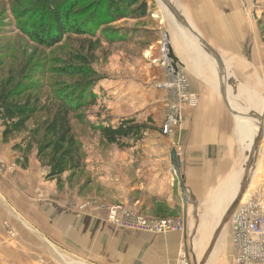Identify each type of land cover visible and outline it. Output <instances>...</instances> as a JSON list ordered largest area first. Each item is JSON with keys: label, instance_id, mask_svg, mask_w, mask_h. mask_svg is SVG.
<instances>
[{"label": "crops", "instance_id": "crops-1", "mask_svg": "<svg viewBox=\"0 0 264 264\" xmlns=\"http://www.w3.org/2000/svg\"><path fill=\"white\" fill-rule=\"evenodd\" d=\"M169 1L228 68L230 62L238 63L243 71L251 68L254 57L249 59L247 44L257 29L249 20L248 0ZM171 28L172 55L186 68L199 104L185 108L175 133L165 136L161 133V104L166 91L160 89L153 95V103H159L154 111L158 133L152 131L151 137H159L160 142L143 145L148 149L138 156L117 151L111 173L99 168V197L81 192L78 186L82 184L74 183L77 187L71 188L69 173L61 177L60 187L57 179L46 177L48 169L38 159L36 149L26 160L24 150L18 148L23 137L5 141L0 132V163L5 165L0 168V264H56V253L67 264L73 260L70 255L99 264L202 262L225 216L217 212L203 215L202 208L218 203L230 207L237 198L240 183L235 193L227 186L240 162V139L236 118L222 96L227 89L217 75L216 63L195 40L181 32L180 26ZM184 36L202 53L191 49ZM153 74L157 82L165 78L163 70L156 69ZM140 142L131 143L129 149L134 150ZM173 149L177 150L190 194L187 212L171 163ZM101 165L106 168L105 163ZM223 190L226 193L221 195ZM92 200L99 203V209L89 206ZM117 204L136 208L151 218L183 217L185 227L168 233L116 227L108 220L107 207ZM221 232L205 264H236L231 227L228 234L225 229Z\"/></svg>", "mask_w": 264, "mask_h": 264}, {"label": "rangeland", "instance_id": "rangeland-1", "mask_svg": "<svg viewBox=\"0 0 264 264\" xmlns=\"http://www.w3.org/2000/svg\"><path fill=\"white\" fill-rule=\"evenodd\" d=\"M106 1L108 0H0V81H6L10 77L13 83L19 81L25 95L38 97L41 105L62 95L64 88L71 84L81 81L93 83L92 92L84 95L88 101L93 99L90 101L92 104L78 111V114L83 115L84 121L73 120L74 131L81 144L84 167L75 176L67 177L68 181L73 182L71 188L77 187L74 183L82 184L78 186L81 192L91 198L99 197L101 189L99 171L102 169L111 173L114 154L117 151L124 150L130 155L133 152L138 156L148 149L143 145L151 141L160 142L159 137L156 140H152L151 137L153 132L158 133V128L154 125L156 123L154 111L159 103H153V95L160 91L157 87L158 77L154 76L153 71L163 70L164 73L159 61L163 43L167 41L171 52L170 26L171 29L174 26L179 27L177 20L170 11H167V6H164L161 0H139L146 3V14H138L137 10H134L135 6L112 8ZM59 5L71 13L67 23L69 29L64 32L60 42L49 44L47 41L49 38L46 37L48 29L47 32L43 31L44 26L52 24L53 15L57 11L60 12ZM247 6L249 20L257 29L256 36L254 38L250 36L247 44L246 53L249 59L254 57L249 63L252 69L243 71L238 68V63L230 62L231 67L228 68L227 76L223 75L226 81L223 82V86L226 88L227 84V90L229 89L233 94L230 95L234 96L230 82L233 79L234 85L238 87V94L242 93L241 97L237 94L238 99L236 100V97L234 103L255 109L257 105L264 103V24H261L264 19V0H248ZM79 55L86 56L90 61L96 71L94 76L68 74L61 68L67 66L69 62L76 63ZM255 57L258 60H255ZM173 58L175 59L174 56ZM213 65L219 76L217 64ZM228 74H232V78H229ZM216 80L218 81L217 77ZM163 101V104L160 103L162 107L165 103V100ZM46 116V112L39 114L29 126L37 127ZM124 117L142 126L141 131L139 130L135 136L139 137L137 141L142 140L137 144L141 145L132 151L105 144L102 135L87 124L91 122L98 125L106 120L117 123ZM28 133L30 132L24 134ZM261 140L264 143V126L262 138L257 137L252 143L253 146L260 144ZM134 141L135 138L131 139L130 143L133 144ZM239 146L240 162L231 182L241 178L238 190L242 191L240 199L242 200L246 192L249 194L258 188L264 189V167L263 171L262 167L260 169L263 174L258 170L252 179V174H255L254 170H250L252 152L249 151L248 158L242 141ZM261 154L262 152H259V156ZM101 163H105L106 168H103ZM249 180L255 185L251 191H247ZM59 186L62 187V182ZM236 190L235 184L229 191L235 193ZM225 193L223 190L221 195ZM218 205L219 203L212 208L204 206L203 215H212L215 212L218 215H226L232 206ZM89 206L100 208L99 203L93 200L89 202ZM229 220L222 228L225 229V234L230 230ZM194 227L195 222L192 230ZM70 257L82 260L81 262L86 264H99L84 261L74 255ZM56 264H67V261L56 253Z\"/></svg>", "mask_w": 264, "mask_h": 264}, {"label": "trees", "instance_id": "trees-1", "mask_svg": "<svg viewBox=\"0 0 264 264\" xmlns=\"http://www.w3.org/2000/svg\"><path fill=\"white\" fill-rule=\"evenodd\" d=\"M145 2V1H144ZM106 4L112 8L135 6L138 14H146V3L139 0H108ZM56 12L52 24L44 26L48 43L60 42L64 32L69 29L70 11L64 7ZM142 10V12H138ZM53 12V11H52ZM261 24H264L262 19ZM62 32V33H60ZM66 73L80 76H94L96 71L86 56L79 55L77 62H69L67 66L61 67ZM11 78V77H10ZM0 81V132L3 140L21 136L22 141L18 148L23 149L27 160L28 153L33 149L37 151V157L43 166L47 167L48 179H57L60 185L61 177L65 173L75 176L84 167V157L81 152V144L74 131L73 120H83V115L78 114L82 108L92 104L84 95L92 92L91 81H81L64 88V93L57 96L51 102L40 104L38 97L25 95L21 89V83H13L11 79ZM90 85V86H89ZM55 102V103H54ZM47 113L42 123L31 128L30 122L41 113ZM87 124L102 135L105 144L116 146L120 149H129V140L135 137L142 126L134 120L124 117L117 123L103 121L98 125L87 122ZM25 132H30L24 134Z\"/></svg>", "mask_w": 264, "mask_h": 264}, {"label": "built area", "instance_id": "built-area-1", "mask_svg": "<svg viewBox=\"0 0 264 264\" xmlns=\"http://www.w3.org/2000/svg\"><path fill=\"white\" fill-rule=\"evenodd\" d=\"M161 52L159 61L164 69L165 80L159 82L157 87L166 91L161 133L172 136L181 123L184 109L197 107L199 96L191 91L188 74L173 58L167 41L163 43ZM4 167L0 163V168ZM107 212L108 220L112 224L132 230L168 233L181 231L185 227L183 217L151 218L124 204L111 205ZM229 224L236 264H264L263 188L244 195L231 214Z\"/></svg>", "mask_w": 264, "mask_h": 264}, {"label": "bare ground", "instance_id": "bare-ground-1", "mask_svg": "<svg viewBox=\"0 0 264 264\" xmlns=\"http://www.w3.org/2000/svg\"><path fill=\"white\" fill-rule=\"evenodd\" d=\"M162 4H164V3L162 2ZM164 6H165V4H164ZM166 9L169 12V9L168 8H166ZM180 29H181V32L184 33L183 32L184 30H182L181 26H180ZM184 37L186 38V42L188 43L189 47H191V49H193L194 51H196V50L200 51L197 48V46L194 45L191 42L190 39H188L186 36H184ZM218 70H219V76L221 77L222 82L226 83V81L223 79L224 76H225V75L223 76V71L221 70L220 67H218ZM227 86L228 85L226 84V89L228 88ZM230 94H232V93H230V91L228 89L227 90V95L229 97V101L231 102V105H232L233 109L239 114L238 115L239 118H237L238 129H236V134H237L238 138L240 139V141L243 142V145H244L243 148H245V154L246 153L248 154V158L250 157L249 151L252 152L251 153L252 154V158H253L252 164L254 165V167H251V165H252L251 164L250 165V170H254L255 171V174H252L253 175L252 179H254V175H257L258 170H259L260 173H262L263 167H264V164H263L264 163V143H263V140H261V143L256 145V147H255V145L253 146V144H252L253 141L254 140L256 141L257 137H259L261 128L264 126V117H263L264 103H260V105H257V107L255 109H251L248 106L245 108L243 105H241V103H236L235 104L234 103L235 102L234 99L236 98V96L235 95L231 96ZM241 94L242 93L239 92L238 96L241 97ZM237 99H238V97L236 98V100ZM259 152H262L261 156H259ZM261 167H262V171L260 170ZM241 169L243 170V168H240V170ZM239 173H241V172H239ZM242 174H243V172H242ZM257 179H258L257 181H259L260 177H258ZM251 180L247 181L248 182L247 191H249V190L251 191L254 188V186H255L254 184L252 185L253 182ZM240 181H241V178H239V179L236 178V181L233 180L227 186V188L232 190L235 184L238 186V184L241 183ZM245 194H247V192ZM70 264H86V263H83V262H81L79 260H74L73 259V260H71Z\"/></svg>", "mask_w": 264, "mask_h": 264}, {"label": "water", "instance_id": "water-1", "mask_svg": "<svg viewBox=\"0 0 264 264\" xmlns=\"http://www.w3.org/2000/svg\"><path fill=\"white\" fill-rule=\"evenodd\" d=\"M165 6H167V8L169 9V11L171 12V14L173 15V17L177 20V23L182 27V29L184 30V32L193 40H195L197 42V44L209 55V57L221 68V70L223 71V75L227 76V71H228V67L226 66V64L223 62V60L210 48L207 46V44L205 42H203L195 33V31L191 28L190 24L188 23L187 19L184 17V15L182 14L181 11L178 10V8H176V6L171 3L169 0H161ZM229 78H232V74H228ZM222 81V79H221ZM231 87L233 89V93L234 95L238 94V87L234 85V80L231 79ZM223 83V82H221ZM222 96L224 98L225 104L227 106V108L229 109V111L232 113V115L236 118H239V114L233 109L231 102L229 101V97L227 95L226 92L223 91ZM263 136V127L261 128L260 131V135L259 137L262 138ZM257 144H255L256 147ZM171 163L173 166V169L176 172V175L178 177L179 180V184H180V189L183 193V203L185 206V212H187L188 210V206H189V201H190V194L185 186V181L181 175V171H180V160L179 157L177 155V150L173 149L171 151ZM241 195H242V191L239 192L237 198L235 199L234 203L232 204L231 208L228 210V213L224 216V218L222 219L217 231L214 234V237L212 238V241L210 243V246L205 254V257L203 258V261L200 264H205L209 258V256L211 255V252L213 250L215 241L217 240V237L219 236L220 232L222 231V228L224 227L225 223L227 222L228 219H230L231 214L233 213L234 209L236 208L237 204L239 203L240 199H241Z\"/></svg>", "mask_w": 264, "mask_h": 264}]
</instances>
